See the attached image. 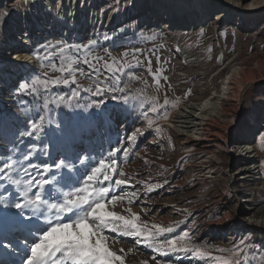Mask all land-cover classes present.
<instances>
[{
	"label": "rangeland",
	"instance_id": "374dc122",
	"mask_svg": "<svg viewBox=\"0 0 264 264\" xmlns=\"http://www.w3.org/2000/svg\"><path fill=\"white\" fill-rule=\"evenodd\" d=\"M46 1L0 0V48L1 44L6 43L7 30L11 28L9 21L17 12L25 11V16L20 17L15 24L19 27L26 25L32 30L27 36L32 42L29 51L31 61L22 64L18 76L9 80L7 78V82H1L3 86L0 87V164L9 160L14 162L12 179H27L20 169L29 165V161L22 157L31 146L37 149L35 156L30 159L31 164H39L48 159L42 154L45 145L52 158L64 154L87 156L88 165L107 158L111 147L129 148L128 157H124L121 151L117 159L120 167L132 178L131 184L114 188L113 191L118 194L137 192L132 208L138 212L147 209V216H143V219L165 226L183 220L179 227H174L173 233L165 236L171 238L188 231L193 242L207 246L214 255L220 254L217 248H230L233 244L240 247L248 245L245 251L249 256V264H264L261 257L264 253V228L246 226L239 222V217L251 215V210L244 207L242 199L251 200L254 202L253 207L262 210H256L255 216L264 213V80H260L264 79V73L257 78L256 83L250 84L243 91L239 104L243 121L262 129L251 138V145L259 156L257 170L261 173L258 174L256 170L254 173L253 170L254 174L247 181L242 183L237 178L226 187L220 179L213 178L214 181H210L195 177L192 164L199 159L204 148L192 142L189 145L184 143L183 137L166 123L182 105L191 101L199 102L213 89H219L231 63L237 62V65L245 68H257L260 63L264 64V15L249 24L245 21L237 25L236 21L228 20L224 14L209 12L201 23L179 28L169 26L161 15L153 17L151 9L154 5L149 4L148 0H141L140 3L137 0H51L49 6L45 5ZM251 2L240 0L238 5L241 8L238 11L244 12L243 8ZM85 5L90 6V12L86 13L81 8ZM35 9L43 13L46 29L42 28L38 19L36 27L29 24L30 19L35 18L29 11ZM88 16L91 20L86 21ZM88 40L94 43L87 49L65 47L86 44ZM61 48L65 49L63 55L81 61L78 66L84 71L83 74L77 73L78 84L51 85L47 90L39 87L37 93L19 91L20 83H31L37 75L41 78H45V72L49 77L60 75L52 71L50 65H59ZM105 50L120 62L121 54L129 52L127 59L132 62V67L126 69L125 74L117 73L121 76L119 88L128 85L124 92L119 89L107 92V89L116 86L115 82L107 79L111 73L103 67L104 61L96 60L100 56L111 62ZM133 52L141 61L138 65L132 61ZM37 53L39 59L36 58ZM85 58L99 72L84 65L82 61ZM149 61L153 73L160 70L162 76L168 77L167 81L161 77L159 90L152 73L148 71ZM5 67L0 69L3 75ZM129 71L142 79H132L127 74ZM97 85L106 90L104 95H95ZM73 91L79 95L70 102H55L57 96H64L67 100ZM153 95L159 96L160 103H163L164 96L170 102L179 98V102L176 107L170 103L166 109L160 108L153 112V104L149 99ZM45 100L48 101L47 106ZM95 101L103 103L97 106ZM165 113L167 119H164ZM41 115L45 118L42 131L31 137H21L20 133L30 130L31 123L38 121ZM149 119L154 122L152 127L148 126ZM235 126L226 138L234 139L238 127ZM209 127L212 138L209 142H219L222 138L212 134L217 131V127ZM134 135L135 143L129 139ZM238 142L236 150H239V146L241 148L243 137ZM251 154H255V151ZM236 162L234 170L243 166L240 160ZM73 163L79 172L74 170L72 175L79 176L84 166L75 159ZM250 163L251 159L247 160L246 166ZM161 165L164 167L161 168ZM138 180H144L146 184H137ZM157 184L162 187L147 191L148 185ZM6 188L8 193L17 194L16 186L0 181V194H7ZM185 209L188 211L185 212ZM3 210L0 206V211ZM121 210L117 208V211ZM228 213L230 217L225 218ZM234 214L237 220L232 219ZM234 224L239 227L233 228ZM14 235L21 241L24 239L20 233ZM245 237H248L245 245H240ZM121 246L125 249L133 247V238L120 237V243L115 247ZM135 247L138 251L129 255L128 264H139L143 259L154 264L151 259L153 256L165 264L168 261L171 264H214L209 259H200L191 254L164 255L144 245ZM22 258L24 252L15 244L12 249L0 247V264H20Z\"/></svg>",
	"mask_w": 264,
	"mask_h": 264
},
{
	"label": "snow or ice",
	"instance_id": "6c2138e0",
	"mask_svg": "<svg viewBox=\"0 0 264 264\" xmlns=\"http://www.w3.org/2000/svg\"><path fill=\"white\" fill-rule=\"evenodd\" d=\"M257 6H264V0H260L259 5L255 2L248 5V7ZM93 43L94 41L88 40L86 44L65 47L87 49ZM60 52L62 55L59 58V65L56 63L50 65L51 70L60 75L49 77L45 72L43 74L45 78L37 75L31 83H20L18 90L37 93L39 87L47 90L51 85L78 84L77 73L83 74L84 71L78 66L81 61L79 58L63 55L64 48H61ZM105 52L111 57L108 50ZM131 55L132 61L137 65L140 64L141 61L135 53ZM128 56L129 52L122 53L120 57L122 62L116 57H111V62L104 57H96L98 62L104 61L103 67L111 73L107 79L113 80L116 85L107 89V92H115L117 89L124 92L128 88L127 84L124 88H119L121 76L117 75V73L125 74V70L132 67V62L127 59ZM36 58H40L38 53ZM82 63L99 72L89 59H83ZM147 68L152 73L155 86L159 90L161 77L165 81L168 77L162 76L160 70L153 73L150 61ZM127 74L132 79H142L130 71ZM105 91L97 85L95 95H104ZM78 95L77 91H73L72 96L67 100L64 96H57L55 102L68 103ZM149 99L153 104L151 109L153 112L160 108L166 109L170 103L172 107H176L179 102V98L170 102L168 97L164 96L163 103H160L157 95ZM47 103L48 101L45 100V106ZM94 103L98 106L103 101ZM167 118L165 113L164 119ZM44 119L41 115L38 121L32 122L30 130L20 133L21 137L39 134L43 129ZM153 123V120H148L149 127H152ZM129 139L135 143L136 136ZM36 151V146H31L22 157L23 160L29 161L28 167L20 169L27 177L25 180L12 179L13 161L0 164V181H7L17 189L16 195L8 193L7 188L5 189L7 194H0V206L4 209L0 211V247L12 249L15 244L17 248H21L24 258L21 259L20 264H128L129 255H134L138 251L135 245H144L164 255L191 254L200 259H209L214 264H249V256L245 251V248L249 247L245 245L248 237L240 241V245H245L244 247L233 244L230 248H217L216 251L220 254L214 255L207 246L193 242L188 231L171 238L165 236L167 233H173L174 227H179L183 220L165 226L143 219V216H147L148 210L142 209L138 212L132 208L137 192L118 194L113 191L114 188L131 184L132 178L120 167L117 159V154L121 151L124 157H128L129 148L111 147L107 158H101L91 165L86 164L87 156L64 154L52 158L47 152V145L44 146L42 154L48 159L39 164H31L30 159L35 156ZM74 159L84 166V171L79 176L72 175L74 170L79 172L73 163ZM163 167L161 165V168ZM159 174L163 175V173ZM164 183L167 184L168 181L165 180ZM137 184H146V181L138 180ZM157 187L162 185H148L147 191L152 192ZM118 207L122 210L117 211ZM11 209L16 211L12 212ZM253 222L264 223L260 220ZM14 233L22 234L24 239L21 241ZM120 237L133 238L134 246L127 249L123 246L116 248L115 246L120 243ZM5 240L8 242L3 243ZM261 257L264 259V253ZM151 259L154 264H165L155 256ZM139 264H149V260L143 259ZM167 264L171 262L168 261Z\"/></svg>",
	"mask_w": 264,
	"mask_h": 264
},
{
	"label": "bare ground",
	"instance_id": "6f19581e",
	"mask_svg": "<svg viewBox=\"0 0 264 264\" xmlns=\"http://www.w3.org/2000/svg\"><path fill=\"white\" fill-rule=\"evenodd\" d=\"M20 1L23 0H17V2ZM59 1L62 2V0ZM148 1L149 4L154 5L151 9V15L153 17H156V15L160 17L161 15L163 21L169 26L179 28L201 23L209 12L215 15L224 14L228 20L233 19L236 21L237 25L245 21L249 24L264 15V6L248 7L249 3L246 8H243V10H245L244 12L238 11V8H241L240 5H238L240 0H236V2H233L234 0ZM50 2L51 0H47L45 5L49 6ZM137 2L140 3L141 0H137ZM253 2L257 5L260 4V0H252L251 3ZM81 8L85 10L86 13L90 12L89 5L82 6ZM29 13H33L35 17L30 19V25L36 27V19H38L42 28H47L43 20V13L40 9L29 11ZM46 13L48 12L46 11ZM24 16L25 11L17 12L13 19L9 21L11 28L7 30L6 43H4V45L1 44L0 69L7 66L5 67V75L0 72V87L2 85L1 82H7V78V80H9L18 76L19 67H21L22 64L31 61L32 57L29 55V51L32 42L28 40L27 36L32 30L26 25H21L19 27L15 24L20 17ZM90 16H88L86 21L91 20ZM34 30H37V28H34ZM263 73V63H260L257 68H245L237 65V62L231 63L226 75L222 78V84L219 89H213L210 94L204 96V99L199 102L191 101L189 104L182 105L174 112L173 118L166 122L177 134L183 137L184 143L189 145V143L192 142L193 144H199V146L205 149L202 150L201 155L198 157L199 159L195 160L192 164L195 177L198 179L210 181L220 179V181L223 180L224 185L228 187L237 180V178L240 179L241 182L247 181L256 171H258V174L261 173V171L257 170L259 166V156L253 145H251V138L257 131L260 133L262 129L259 126L249 125L246 120L243 121V117L239 111V104L243 97V91L247 89L250 84L256 83L258 80L257 78L262 77L261 74ZM260 80L264 79L260 78ZM4 85H6V83ZM218 120L221 121V123H219ZM235 124L238 127L236 128L237 134H235L234 139L226 138V135ZM209 125L217 127V131L212 134L213 136L222 138L219 142L215 140H213V143L209 142L212 140L210 137ZM242 137L244 142L241 143V148L239 146V150H236V143L238 139ZM253 151H255V154H251ZM254 155L257 156V158H255ZM249 159H251V163L249 166H246V162ZM239 160L242 162L241 165L243 166L234 170V166L237 163L236 161ZM232 161H234V163H232ZM253 170L254 173L252 172ZM260 177L261 176H259V178ZM241 202H245L244 207L251 210V215L244 218L239 217V219H241L239 222L246 226L254 225L264 228V223L258 224L253 222L256 220L264 221V213H260L258 216L254 214L256 210L259 212L261 209L253 207L252 204L254 202H251V200L247 198L242 199ZM226 216L225 218H229L230 214L228 213ZM232 217L233 220H237L235 219V214L232 215ZM232 227L238 228L239 225L234 224Z\"/></svg>",
	"mask_w": 264,
	"mask_h": 264
}]
</instances>
